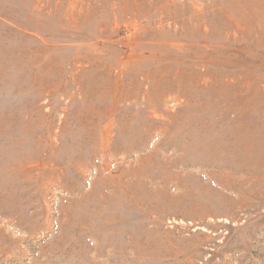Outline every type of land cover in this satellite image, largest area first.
<instances>
[{
  "label": "rangeland",
  "instance_id": "rangeland-1",
  "mask_svg": "<svg viewBox=\"0 0 264 264\" xmlns=\"http://www.w3.org/2000/svg\"><path fill=\"white\" fill-rule=\"evenodd\" d=\"M0 264H264V0H0Z\"/></svg>",
  "mask_w": 264,
  "mask_h": 264
}]
</instances>
